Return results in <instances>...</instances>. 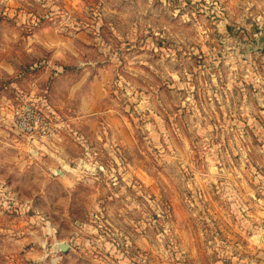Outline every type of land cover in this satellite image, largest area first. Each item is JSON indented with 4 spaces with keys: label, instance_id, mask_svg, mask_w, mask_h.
<instances>
[{
    "label": "rangeland",
    "instance_id": "1",
    "mask_svg": "<svg viewBox=\"0 0 264 264\" xmlns=\"http://www.w3.org/2000/svg\"><path fill=\"white\" fill-rule=\"evenodd\" d=\"M0 264H264V0H0Z\"/></svg>",
    "mask_w": 264,
    "mask_h": 264
},
{
    "label": "built area",
    "instance_id": "2",
    "mask_svg": "<svg viewBox=\"0 0 264 264\" xmlns=\"http://www.w3.org/2000/svg\"><path fill=\"white\" fill-rule=\"evenodd\" d=\"M11 118L20 133L34 141L35 139H51L58 131L57 127H50V121L46 115L35 111L29 105L13 110Z\"/></svg>",
    "mask_w": 264,
    "mask_h": 264
},
{
    "label": "water",
    "instance_id": "3",
    "mask_svg": "<svg viewBox=\"0 0 264 264\" xmlns=\"http://www.w3.org/2000/svg\"><path fill=\"white\" fill-rule=\"evenodd\" d=\"M68 248L69 246L65 243H56L53 245V250L56 252L59 251V252L65 253L68 251Z\"/></svg>",
    "mask_w": 264,
    "mask_h": 264
},
{
    "label": "crops",
    "instance_id": "4",
    "mask_svg": "<svg viewBox=\"0 0 264 264\" xmlns=\"http://www.w3.org/2000/svg\"><path fill=\"white\" fill-rule=\"evenodd\" d=\"M56 243H58V242H56ZM56 243H54V244H56ZM52 249H53V247H52ZM54 252H56V251H54ZM47 254H48V253H45V254L43 255V257L45 258ZM41 259L43 260V258H40V260H41ZM42 260H41V261H42Z\"/></svg>",
    "mask_w": 264,
    "mask_h": 264
}]
</instances>
